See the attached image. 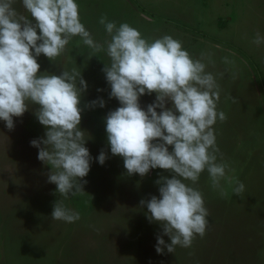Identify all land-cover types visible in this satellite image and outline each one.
Here are the masks:
<instances>
[{"label": "rangeland", "instance_id": "374dc122", "mask_svg": "<svg viewBox=\"0 0 264 264\" xmlns=\"http://www.w3.org/2000/svg\"><path fill=\"white\" fill-rule=\"evenodd\" d=\"M77 3L81 22L105 48L110 36L99 23L102 16L117 26L127 22L149 39L171 35L193 57L211 55L212 63H205L221 88L218 110L227 115L226 121L214 125L217 146L229 165L227 175L242 181L245 191L236 196L233 186L222 180L227 191L222 197L207 171L202 173L195 187L210 212L206 234L197 236L190 248L177 246L174 253L165 249L158 254L161 225L149 221L140 201L159 197L156 181L171 178V173L157 168L144 177L129 175L123 158L111 153L106 117L121 105L110 97L102 71L109 58L73 37L65 54L54 61L41 54L37 61L41 73L77 68L88 83L80 125L93 158L87 183L84 192L64 198L48 182L51 166L38 159L39 149L31 145L34 139L46 138V128L35 115L38 105L14 117L13 130L0 120V264H264V46L252 43L257 31L264 35V0ZM14 7L25 11L22 0H15ZM223 57L232 63L225 64ZM101 98L105 107H88ZM155 98V93L141 96V106L146 110ZM102 150L108 156L103 165L97 159ZM58 200L79 211L80 219L53 220Z\"/></svg>", "mask_w": 264, "mask_h": 264}, {"label": "clouds", "instance_id": "9594fccd", "mask_svg": "<svg viewBox=\"0 0 264 264\" xmlns=\"http://www.w3.org/2000/svg\"><path fill=\"white\" fill-rule=\"evenodd\" d=\"M14 4L15 0H0V120L13 130V118L38 105L35 115L46 128V138L34 139L31 145L39 149L38 159L51 166L48 182L64 198L84 192L93 159L85 146L86 131L80 127L81 98L88 83L77 68L41 73L37 58L43 54L54 61L68 51L73 37L93 53L105 51L109 63L102 71L110 97L121 105L106 117L110 151L123 158L129 175L144 177L157 168L171 173V178L156 181L159 197L142 199L140 207H146L150 222L161 225L158 254L165 249L174 253L177 246L190 248L209 227L210 212L195 187L201 174L207 171L222 197L227 196L222 180L233 186L236 196L245 191L242 181L227 175L229 165L217 146L214 125L226 121L227 115L218 110L221 88L205 63H212L211 55L193 57L171 35L149 39L127 22L117 26L102 16L99 23L110 36L105 48L81 22L77 0H22L24 13ZM252 43L264 46V35L257 31ZM223 62L232 63L228 57ZM153 93L156 98L145 110L140 98ZM105 104L101 98L88 107ZM107 158L103 150L97 157L101 165ZM51 218L73 223L80 213L58 200ZM164 236L171 242L166 243Z\"/></svg>", "mask_w": 264, "mask_h": 264}]
</instances>
